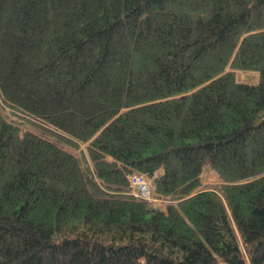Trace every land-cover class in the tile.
<instances>
[{
	"label": "trees",
	"instance_id": "16d2710c",
	"mask_svg": "<svg viewBox=\"0 0 264 264\" xmlns=\"http://www.w3.org/2000/svg\"><path fill=\"white\" fill-rule=\"evenodd\" d=\"M0 103V264H264V0H0Z\"/></svg>",
	"mask_w": 264,
	"mask_h": 264
},
{
	"label": "built area",
	"instance_id": "2783aa9c",
	"mask_svg": "<svg viewBox=\"0 0 264 264\" xmlns=\"http://www.w3.org/2000/svg\"><path fill=\"white\" fill-rule=\"evenodd\" d=\"M129 180L132 195L147 201L154 202L156 200L152 182L145 174L134 173L129 176Z\"/></svg>",
	"mask_w": 264,
	"mask_h": 264
},
{
	"label": "rangeland",
	"instance_id": "374dc122",
	"mask_svg": "<svg viewBox=\"0 0 264 264\" xmlns=\"http://www.w3.org/2000/svg\"><path fill=\"white\" fill-rule=\"evenodd\" d=\"M238 78L241 81H245L248 83H257L259 80V74L255 73V72H251V71H238ZM0 105L2 106V104L0 103ZM218 178H216V176L214 175H206L204 177V181H203V187H207L211 184H215L217 182Z\"/></svg>",
	"mask_w": 264,
	"mask_h": 264
},
{
	"label": "bare ground",
	"instance_id": "6f19581e",
	"mask_svg": "<svg viewBox=\"0 0 264 264\" xmlns=\"http://www.w3.org/2000/svg\"><path fill=\"white\" fill-rule=\"evenodd\" d=\"M132 174H134V173H132ZM132 174H130V175H132ZM130 175H129V176H130ZM150 180H151V182H152L153 189H154V182H153L152 179H150ZM154 202H157V203L167 202V199H164V198H157V197H156V200H155Z\"/></svg>",
	"mask_w": 264,
	"mask_h": 264
}]
</instances>
